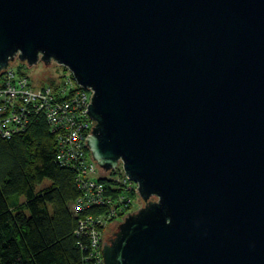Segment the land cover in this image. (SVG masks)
I'll list each match as a JSON object with an SVG mask.
<instances>
[{
  "label": "water",
  "instance_id": "obj_1",
  "mask_svg": "<svg viewBox=\"0 0 264 264\" xmlns=\"http://www.w3.org/2000/svg\"><path fill=\"white\" fill-rule=\"evenodd\" d=\"M68 69L141 207L103 264H264V0H0V71Z\"/></svg>",
  "mask_w": 264,
  "mask_h": 264
},
{
  "label": "built area",
  "instance_id": "obj_2",
  "mask_svg": "<svg viewBox=\"0 0 264 264\" xmlns=\"http://www.w3.org/2000/svg\"><path fill=\"white\" fill-rule=\"evenodd\" d=\"M63 71L60 81L43 86L33 85L11 63L0 71V137L23 134L33 118L46 122L55 139V162L74 172L78 196L72 208L76 218L73 233L80 264H103L104 234L139 206L135 203L137 184L121 164L103 173L91 159L86 149L93 126L87 110L91 90L79 85L68 69Z\"/></svg>",
  "mask_w": 264,
  "mask_h": 264
},
{
  "label": "trees",
  "instance_id": "obj_3",
  "mask_svg": "<svg viewBox=\"0 0 264 264\" xmlns=\"http://www.w3.org/2000/svg\"><path fill=\"white\" fill-rule=\"evenodd\" d=\"M44 179L49 184L36 191ZM11 195L25 201L9 204ZM77 196L74 172L55 162L43 119H31L21 135L0 137V264H80L69 207Z\"/></svg>",
  "mask_w": 264,
  "mask_h": 264
},
{
  "label": "rangeland",
  "instance_id": "obj_4",
  "mask_svg": "<svg viewBox=\"0 0 264 264\" xmlns=\"http://www.w3.org/2000/svg\"><path fill=\"white\" fill-rule=\"evenodd\" d=\"M14 66H18L22 71H24L32 81L33 85L36 86H43L51 81H60L62 79V75L64 73V66L58 65L56 63H52L49 66H44L41 62H38L35 65L28 66L27 64L20 62L19 60L15 59L11 62ZM49 184V180L44 179L42 183L36 185V191H38L44 185ZM14 201L18 203H22L25 201V197L23 195H11L8 197V203L11 204ZM136 206L135 210L142 206L143 201L139 199L137 195L135 200ZM120 222V221H119ZM115 224H112L108 228L107 233H111L114 230Z\"/></svg>",
  "mask_w": 264,
  "mask_h": 264
},
{
  "label": "crops",
  "instance_id": "obj_5",
  "mask_svg": "<svg viewBox=\"0 0 264 264\" xmlns=\"http://www.w3.org/2000/svg\"><path fill=\"white\" fill-rule=\"evenodd\" d=\"M69 207H70V210L72 211V208H73V202H71V203L69 204Z\"/></svg>",
  "mask_w": 264,
  "mask_h": 264
},
{
  "label": "flooded vegetation",
  "instance_id": "obj_6",
  "mask_svg": "<svg viewBox=\"0 0 264 264\" xmlns=\"http://www.w3.org/2000/svg\"><path fill=\"white\" fill-rule=\"evenodd\" d=\"M51 64H52V63H51ZM51 64H50V65H51ZM110 236H111V235H110ZM110 236H109V235L106 236L105 239H104V242H105L106 240H108Z\"/></svg>",
  "mask_w": 264,
  "mask_h": 264
}]
</instances>
